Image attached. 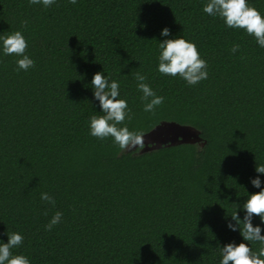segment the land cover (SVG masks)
<instances>
[{
	"label": "trees",
	"instance_id": "obj_1",
	"mask_svg": "<svg viewBox=\"0 0 264 264\" xmlns=\"http://www.w3.org/2000/svg\"><path fill=\"white\" fill-rule=\"evenodd\" d=\"M207 3L0 0V37L20 31L35 61L18 71L22 57L4 55L0 39V243L20 233L13 255L30 264H220L229 243L259 251L228 223L264 190L256 171L264 165V48L205 13ZM248 4L264 16V0ZM181 37L208 64L194 86L158 71L160 42ZM137 71L164 97L155 115L144 111ZM97 72L118 82L131 109L118 127L143 135L176 121L202 141L122 151L93 137L90 119L103 115L91 85ZM45 192L55 206L41 200ZM57 211L61 222L46 230ZM252 223L264 235L258 216Z\"/></svg>",
	"mask_w": 264,
	"mask_h": 264
},
{
	"label": "clouds",
	"instance_id": "obj_2",
	"mask_svg": "<svg viewBox=\"0 0 264 264\" xmlns=\"http://www.w3.org/2000/svg\"><path fill=\"white\" fill-rule=\"evenodd\" d=\"M76 4L77 0H69ZM32 5L43 4L45 8L52 6L55 0H29ZM203 11L211 16H219L229 28L245 30L249 36H253L260 47L264 48V16L254 7L249 6L248 0H208ZM21 26L27 28L28 21H22ZM162 36L170 35V29L164 28ZM3 42L4 55H15L19 58L16 63L17 70L27 71L35 66V61L26 54L28 42L25 36L16 31L11 35L0 37ZM159 67L158 71L163 75L172 77L179 76L189 85H196L208 78V64L202 59L196 44L184 38L166 39L159 44ZM240 45L232 47V53L239 51ZM137 88L143 93L142 100L145 102L144 111L155 115L158 106L164 103L163 96H157L149 84L145 83L147 77L137 71L134 74ZM94 89V97L99 101L103 115H93L90 119V134L93 137L104 140L112 138L115 145L122 151L134 150L143 147V135L139 132L130 131L122 125L126 119L131 120L132 113L128 103L124 99H118L119 84L115 80L109 82L104 74L97 72L91 81ZM258 173L264 174V165H258ZM255 188H261L262 181L259 177L251 180ZM41 200L55 206V199L48 193H41ZM245 215L241 220L238 213L231 216L228 227L232 231L239 230L243 240L247 242H259L261 247L254 252L248 243H229L222 247V260L220 264H264V235L260 226H253V217L258 216L264 223V190L251 194L243 204ZM47 215V212H45ZM63 214L55 213L51 221L45 226L51 231L62 220ZM7 243H0V264H30L24 255H13L12 249L19 248L24 237L20 233H7Z\"/></svg>",
	"mask_w": 264,
	"mask_h": 264
},
{
	"label": "water",
	"instance_id": "obj_3",
	"mask_svg": "<svg viewBox=\"0 0 264 264\" xmlns=\"http://www.w3.org/2000/svg\"><path fill=\"white\" fill-rule=\"evenodd\" d=\"M143 144H154L158 148L164 144L196 143L202 141L201 132L193 126L176 121H164L148 133L143 134ZM147 149V148H146Z\"/></svg>",
	"mask_w": 264,
	"mask_h": 264
}]
</instances>
